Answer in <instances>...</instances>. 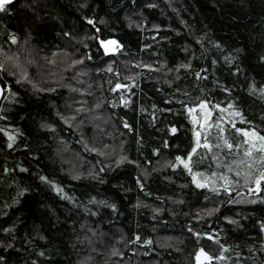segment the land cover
Masks as SVG:
<instances>
[{
	"label": "trees",
	"instance_id": "trees-1",
	"mask_svg": "<svg viewBox=\"0 0 264 264\" xmlns=\"http://www.w3.org/2000/svg\"><path fill=\"white\" fill-rule=\"evenodd\" d=\"M6 7L0 264H208L200 249L210 264H264V181L236 175V129L264 135V0ZM198 138L191 167L211 186L171 167Z\"/></svg>",
	"mask_w": 264,
	"mask_h": 264
},
{
	"label": "snow or ice",
	"instance_id": "snow-or-ice-1",
	"mask_svg": "<svg viewBox=\"0 0 264 264\" xmlns=\"http://www.w3.org/2000/svg\"><path fill=\"white\" fill-rule=\"evenodd\" d=\"M11 3V0H0V11H7L8 8L6 6H8ZM92 21L89 19V23H91ZM9 39L12 42H15L17 37L15 35H10ZM97 39H99L97 37ZM118 41H114V40H100V44L105 46V50L106 51H115V48H109L108 45L109 44H118ZM75 63V61H74ZM3 63H0V68H3ZM185 67H187V65H185ZM116 87H121L120 84H117ZM253 87H255V85H253ZM0 91H2V89H0ZM260 91L262 93H264V87H262L260 89ZM201 104H207V101H201ZM217 107H220L219 105H217ZM189 111L191 112L192 109L189 108ZM237 115H239V113H237ZM240 118L243 120L244 117L240 116ZM68 121L65 120V123H67ZM194 123H196V121H194ZM45 127H52V125H44ZM201 127H205V125H201ZM173 132H176L177 129L175 126L172 127L171 129ZM0 131H4L3 129H0ZM221 131H223V129H221ZM237 132L243 133L244 137L246 139H244V144H245V150H244V157L246 159L247 165L248 167L245 169H237L236 170V175L240 176L243 172L244 175V180H245V184H247L249 182V180H253L255 182V186H256V190L260 191V185L261 182L264 181V167H261L259 170V174L258 175H254L251 171V168L256 167V161H260V162H264V135H261L259 132L256 131L255 128L252 129H247V128H238L236 129ZM6 135L9 138V147H11V142L13 140V133L11 132H7ZM197 137H199V133H196ZM259 141V143H257L256 141ZM200 139L198 138L196 141V146H194L192 148V150L187 154V158L177 155L175 157V161L176 163H172L171 167L172 168H176L178 166V164H183L184 168L187 169L189 171V173L192 175V180L193 183H195L197 185V187H205L206 184L211 186L212 181L208 179L207 176H205L202 173L193 171L192 167H191V157L192 154L194 152H196V148L200 146ZM203 144L205 147H207L209 150H211L212 145L209 143L208 139L205 138L203 140ZM223 144L227 146L228 149H232V148H240L241 145L240 144H232L228 139H224L223 140ZM258 149V151H256ZM95 150V149H93ZM126 157H122L121 159H125ZM245 161H233V164H243ZM231 170V169H230ZM225 183L223 185L224 188H226L228 191H231V187L230 185L232 183H238V181H232L228 178L227 175L225 174H221ZM212 176L215 177L216 173H212ZM199 177V178H198ZM41 179L47 180V177H41ZM57 190H59V186H57ZM215 190V189H213ZM112 207L114 208L115 205H112ZM226 219H230L229 217H226ZM150 240H145L144 243L148 244L150 243ZM201 254L211 260L212 257L208 255L207 252H205L203 249H200L199 252H197L196 254V258L197 261L199 262L200 258H201ZM218 258V257H217Z\"/></svg>",
	"mask_w": 264,
	"mask_h": 264
},
{
	"label": "water",
	"instance_id": "water-1",
	"mask_svg": "<svg viewBox=\"0 0 264 264\" xmlns=\"http://www.w3.org/2000/svg\"><path fill=\"white\" fill-rule=\"evenodd\" d=\"M16 1L17 0H11V3L8 6L14 4ZM0 89H2V91H0V104H1L2 99L4 97V88H3L2 84H1V80H0ZM199 261H200V263H208V264L211 263V261L209 259L205 258L202 254H201V258H200Z\"/></svg>",
	"mask_w": 264,
	"mask_h": 264
},
{
	"label": "rangeland",
	"instance_id": "rangeland-1",
	"mask_svg": "<svg viewBox=\"0 0 264 264\" xmlns=\"http://www.w3.org/2000/svg\"><path fill=\"white\" fill-rule=\"evenodd\" d=\"M109 45L114 47V44H109Z\"/></svg>",
	"mask_w": 264,
	"mask_h": 264
}]
</instances>
